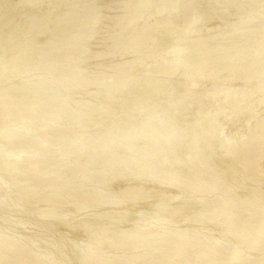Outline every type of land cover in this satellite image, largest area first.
Returning <instances> with one entry per match:
<instances>
[{
	"label": "clouds",
	"instance_id": "9594fccd",
	"mask_svg": "<svg viewBox=\"0 0 264 264\" xmlns=\"http://www.w3.org/2000/svg\"><path fill=\"white\" fill-rule=\"evenodd\" d=\"M0 264H264V0H0Z\"/></svg>",
	"mask_w": 264,
	"mask_h": 264
}]
</instances>
